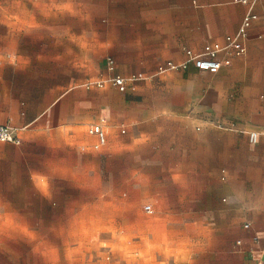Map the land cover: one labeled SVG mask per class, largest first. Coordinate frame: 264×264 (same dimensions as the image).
Returning <instances> with one entry per match:
<instances>
[{
	"label": "crops",
	"instance_id": "1",
	"mask_svg": "<svg viewBox=\"0 0 264 264\" xmlns=\"http://www.w3.org/2000/svg\"><path fill=\"white\" fill-rule=\"evenodd\" d=\"M248 12L236 55L225 37ZM206 44L217 71L158 70ZM0 124L18 140H0V237L41 238L0 247L8 264L264 257V0H0ZM143 197L152 228L113 212ZM149 238L159 255L146 260Z\"/></svg>",
	"mask_w": 264,
	"mask_h": 264
},
{
	"label": "built area",
	"instance_id": "2",
	"mask_svg": "<svg viewBox=\"0 0 264 264\" xmlns=\"http://www.w3.org/2000/svg\"><path fill=\"white\" fill-rule=\"evenodd\" d=\"M244 2L248 0H242ZM255 18V15L251 12L246 13L242 21L238 27L237 34L235 36L227 35L225 37V46L224 49L233 52L236 55H241L245 52V46L242 43V40L247 36V28L250 25V22L252 19ZM219 49L213 48L209 44H206L203 47V52L201 54H194L191 50L187 49L185 51L187 60L182 63H175L173 61H166L164 64H160L158 66V70L162 71L164 69H180L185 68L187 66V62L191 61L196 68L199 70H208V71H217L221 64L224 63V61L218 59L217 53ZM112 83L120 90L123 91L125 89V79L120 76H116L112 78ZM96 85L102 86L103 82H97ZM89 133L95 134L97 136L98 142L101 144L105 140V133L101 129L99 124H92L88 128ZM0 140L5 141H14L18 142V140L11 134V131L8 126L1 125L0 124ZM257 140V133L250 132L249 133V141L250 142H256ZM143 209L146 212L151 211L150 205H145ZM247 227L248 224H245ZM258 264H264V257L260 258L258 261Z\"/></svg>",
	"mask_w": 264,
	"mask_h": 264
},
{
	"label": "rangeland",
	"instance_id": "3",
	"mask_svg": "<svg viewBox=\"0 0 264 264\" xmlns=\"http://www.w3.org/2000/svg\"><path fill=\"white\" fill-rule=\"evenodd\" d=\"M119 196H123V194H119ZM138 204H118V205H113V212L119 213V212H124V209L127 208V215L128 218H134V214L135 212L139 211L144 213L145 219H144V224L145 227L148 228H152L153 226L157 225V222L152 220V216L153 214H147L144 212L143 210V206L144 204H147L151 201V199L149 197H143V198H138ZM152 202V201H151ZM44 239V238H42ZM51 239V241L53 243H60V240H63L64 243H71L73 238H58L56 240V238H48ZM111 238H106V237H100L97 238V241L95 243L100 244L101 246H109L110 244H112V242H110ZM41 240V238H23V237H0V247H4V248H10L13 246H23L26 244H30V243H39V241ZM150 242H149V248L145 249V252H140L137 254L138 257H144L146 260H150V259H154L156 257V254L159 255L156 252H151V250L154 251V248H157V243L154 242L151 238H149ZM161 240L166 243L167 238L165 236H163L161 238ZM114 241V239L112 240ZM127 243H128V247H132L131 245L135 244V237H128L127 238ZM175 243L179 244L182 243V239L181 237L177 236L175 238ZM168 250H171L172 252H168V253H164V256H179L181 254H174L175 247H171L168 246L166 247ZM6 250V249H5ZM132 250H135V247L132 248ZM163 254V253H162ZM160 254V255H162ZM130 256H136V254H129ZM0 264H8V260H7V253L4 252H0Z\"/></svg>",
	"mask_w": 264,
	"mask_h": 264
}]
</instances>
